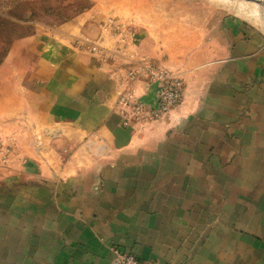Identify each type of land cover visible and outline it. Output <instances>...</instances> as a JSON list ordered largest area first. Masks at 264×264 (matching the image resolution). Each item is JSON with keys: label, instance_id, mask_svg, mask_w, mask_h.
<instances>
[{"label": "crops", "instance_id": "crops-1", "mask_svg": "<svg viewBox=\"0 0 264 264\" xmlns=\"http://www.w3.org/2000/svg\"><path fill=\"white\" fill-rule=\"evenodd\" d=\"M92 23L20 39L0 66V264H108L114 249L141 264H264V28L224 16L159 65L145 31L94 36ZM144 64L182 79L162 118L149 116L155 83L133 74ZM23 124L42 136L19 160L2 129Z\"/></svg>", "mask_w": 264, "mask_h": 264}, {"label": "rangeland", "instance_id": "rangeland-1", "mask_svg": "<svg viewBox=\"0 0 264 264\" xmlns=\"http://www.w3.org/2000/svg\"><path fill=\"white\" fill-rule=\"evenodd\" d=\"M233 15L264 28V0H0V66L16 41L38 32L58 30L85 16L93 22L89 27L95 29L91 32L94 36L98 35L99 26L111 33L124 28L142 30L152 41V49L162 52V60L155 59L157 64L177 62L188 54L189 48L200 44L210 24L213 27L224 16ZM16 58L24 60L17 55ZM7 64L6 72L12 68ZM2 132L3 152L9 154L17 149L19 160L25 159L27 148L33 146L32 136H42V132L33 134V128L26 124L3 127Z\"/></svg>", "mask_w": 264, "mask_h": 264}, {"label": "built area", "instance_id": "built-area-1", "mask_svg": "<svg viewBox=\"0 0 264 264\" xmlns=\"http://www.w3.org/2000/svg\"><path fill=\"white\" fill-rule=\"evenodd\" d=\"M94 52L98 51L97 46H93ZM146 74L156 85L155 108L149 110V116L154 119L162 118L172 110L181 105L183 99L182 79L174 72L161 69L153 64L141 65L140 69H135L133 74ZM120 104L125 107H132L136 116L141 114L142 106L133 103V92L126 89L120 94ZM128 121V120H127ZM126 125L128 123L126 122ZM108 264H141L133 255L118 249L113 250V258Z\"/></svg>", "mask_w": 264, "mask_h": 264}, {"label": "water", "instance_id": "water-1", "mask_svg": "<svg viewBox=\"0 0 264 264\" xmlns=\"http://www.w3.org/2000/svg\"><path fill=\"white\" fill-rule=\"evenodd\" d=\"M44 133H45L46 135H53V134H55V132H53V131H49V130L45 131Z\"/></svg>", "mask_w": 264, "mask_h": 264}, {"label": "trees", "instance_id": "trees-1", "mask_svg": "<svg viewBox=\"0 0 264 264\" xmlns=\"http://www.w3.org/2000/svg\"><path fill=\"white\" fill-rule=\"evenodd\" d=\"M19 39H20V38H19ZM15 40H17V38H15L14 40H11V41L9 42V47L12 45V42L15 41ZM6 52H8V50H7ZM0 64H1V62H0Z\"/></svg>", "mask_w": 264, "mask_h": 264}, {"label": "bare ground", "instance_id": "bare-ground-1", "mask_svg": "<svg viewBox=\"0 0 264 264\" xmlns=\"http://www.w3.org/2000/svg\"><path fill=\"white\" fill-rule=\"evenodd\" d=\"M256 13V12H255ZM244 15H245V13H244ZM246 15H247V13H246ZM249 15V14H248ZM251 17V16H250Z\"/></svg>", "mask_w": 264, "mask_h": 264}]
</instances>
